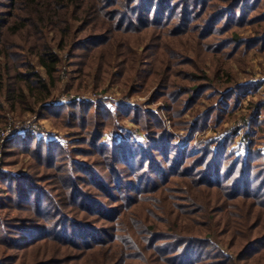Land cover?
Here are the masks:
<instances>
[{
  "label": "trees",
  "instance_id": "obj_1",
  "mask_svg": "<svg viewBox=\"0 0 264 264\" xmlns=\"http://www.w3.org/2000/svg\"><path fill=\"white\" fill-rule=\"evenodd\" d=\"M262 4L263 0H0V7L6 8L0 10V58L8 57L5 67L0 59V90L6 101L16 108L17 102L28 103L29 96L45 112L75 121V126L79 123L88 135L82 143L92 149L88 155L100 159L75 160L78 149L36 140L31 133L6 143V149L18 145L32 152L38 169L14 175L0 172V209L29 213L27 222L15 224L9 212L0 210V264H264V148L259 144L245 142L244 153H236L233 138L215 148L200 146L199 151L186 144L173 149L166 131L151 142L149 127L148 142L130 138L108 143L104 132L115 117L108 108L45 103L58 87L62 53L84 80L97 65L98 86L112 78L127 82L121 79L131 74L133 59L128 57L129 62L119 64L121 72L114 73L115 50L127 58L130 42L187 38L203 40L207 47L223 43L224 51L234 39L222 35ZM83 29L91 33L81 36ZM8 40H22L24 45L16 47L27 46L46 76L32 63L23 64L26 71L13 65L10 55L16 61L14 55L22 52L11 53L9 45L16 42ZM151 42L146 44L148 56L154 54ZM259 43L264 45V40ZM144 63V82L157 78L161 87H181L164 70L165 58L156 65L152 60ZM206 85L174 93H189L192 103L210 96L206 91L214 87ZM229 91L232 96L240 93ZM133 119L141 123L142 114L136 111ZM13 250L21 255L10 254Z\"/></svg>",
  "mask_w": 264,
  "mask_h": 264
},
{
  "label": "rangeland",
  "instance_id": "obj_2",
  "mask_svg": "<svg viewBox=\"0 0 264 264\" xmlns=\"http://www.w3.org/2000/svg\"><path fill=\"white\" fill-rule=\"evenodd\" d=\"M2 9L6 8L0 7V10ZM263 18L264 0L259 11L252 13L246 21L222 35L234 39L224 51L221 50L223 43L218 45L217 42L213 43V47H207L203 40H185L187 38L169 41L147 40L139 44H136V41L130 42L132 51L128 52L127 58L118 53L119 49L111 56L114 73L121 72L122 67L119 64L126 59L129 62L128 57L133 59L128 67L131 74L121 79L127 82L112 78L98 86L97 80L94 79L97 65L84 80L79 75L77 66L69 63V59L62 53L63 65L60 69L58 87L52 90L51 98L45 103L57 107L78 102L84 109L87 105H92V108L96 105L108 108L115 116L107 122L108 128L104 132L103 140L108 143L130 138L148 142V131L149 140L152 142L158 134L166 131L173 149L175 146L184 147L183 144H186V147L191 145L190 149L194 151H199L200 146L205 145L215 148L229 138L234 139L232 147L237 150L236 153H244L245 142H255L264 148V45L259 43V40H264ZM89 33H91L89 29H83L80 35ZM13 41L16 42L14 46L7 43L11 53L19 51L22 53L17 56L13 54L16 61L10 55V62H13V65L18 64L22 71H26L27 68L23 64L32 63L45 77L44 69L39 65L37 58L29 52L28 47H16L24 45L22 40H8ZM150 42L155 47L154 54L148 56L146 44ZM106 51L109 52L110 49ZM137 55L138 58L134 61ZM160 57L166 60L164 70L171 76L170 80L177 81L181 87L174 86L172 89H169V86L161 87L162 82L157 78L144 82L145 73L141 71L147 69L144 62L152 60L155 64ZM0 59L1 65L5 67L8 57L3 56ZM203 84L214 87L206 91L210 96H200L191 103L189 93L183 91L176 95V90L179 91L183 87L192 88ZM233 88L240 93L232 96L229 90ZM6 100L5 91L0 90V172L14 175L31 172L29 171L31 167L33 171L38 169L37 160L32 152L23 151V146L18 145L7 149L5 147L14 137L29 133L33 134L36 140L56 141L70 151L78 149L75 150L79 153L75 155V160L88 163L89 160L99 159L94 155H88L87 150L92 149L90 145L82 143L88 135L85 129L78 126L79 123L75 126V121H68L59 115L45 112L41 105L29 96L28 103L17 102L16 108ZM31 107L33 109H28ZM123 109L129 110L126 112H131V115L125 114ZM136 111L142 114L141 123L133 119ZM201 116L203 119L200 121ZM159 119L162 120L161 125H158ZM146 120L151 121L146 124ZM196 124L198 125L194 130ZM146 127H149L148 131ZM0 210L2 213L9 212L8 219L15 224L29 220L26 211L20 212L18 209L8 211L7 208ZM238 249L236 247L233 250L238 252ZM17 253L21 255V252L16 250L10 252ZM252 263L258 264V261Z\"/></svg>",
  "mask_w": 264,
  "mask_h": 264
}]
</instances>
